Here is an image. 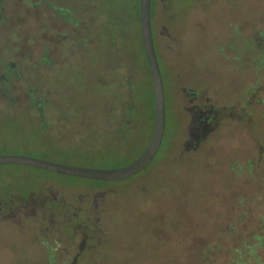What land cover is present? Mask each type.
I'll return each instance as SVG.
<instances>
[{
    "label": "rangeland",
    "instance_id": "rangeland-1",
    "mask_svg": "<svg viewBox=\"0 0 264 264\" xmlns=\"http://www.w3.org/2000/svg\"><path fill=\"white\" fill-rule=\"evenodd\" d=\"M157 3L166 128L151 167L101 185L20 165L0 168L5 212L35 193L38 212L43 197L58 205L66 200L69 213L82 207L78 225L88 219L102 227L101 243L76 264H204V248L227 242L228 251L233 235L260 231L264 0ZM118 16L119 0H0V155L116 169L143 151V144L119 150L111 134L124 107L136 101ZM187 91L219 107V117L197 137L189 132ZM138 95L142 122L151 121L145 81ZM6 216L0 213V264L73 263L82 238L75 230L68 238L70 226L59 216L54 225L64 233L43 215V225L27 216L13 225Z\"/></svg>",
    "mask_w": 264,
    "mask_h": 264
},
{
    "label": "trees",
    "instance_id": "trees-1",
    "mask_svg": "<svg viewBox=\"0 0 264 264\" xmlns=\"http://www.w3.org/2000/svg\"><path fill=\"white\" fill-rule=\"evenodd\" d=\"M157 7H158L157 0H152V6H151L152 26H153L156 53L160 65L162 63V60L159 51L157 49L156 32L154 29V20H155ZM139 14H140V0H119V16L117 17L119 23H121L119 28V35L121 37L123 47L129 49L127 58L130 61L129 62L130 67H132L130 71V76L132 73H135L134 76L137 77V78L135 77V79L132 80L135 81L134 83L135 88L132 91V94L135 95L136 101H135V106L128 105L124 107V112L122 115V119L119 123L120 124L119 128H114L113 129L114 132L111 131V134L113 136L112 139L115 141V143H119L118 147L120 148L119 150L121 151L123 150L122 146L125 145L130 146V148H133L135 145L143 144L144 146L143 151L137 156V158H135L129 164L133 163L138 158H140L143 155V153L146 151L147 147L149 146L152 140V136H153L152 133L154 131L155 121H156L155 95H154L151 73L142 39ZM65 18H69V17H65ZM140 59L142 60L143 63L142 65V67L144 68L143 70H141L138 64ZM144 81L149 86V91L151 95L150 120L153 123V131L151 132V134H150L151 121L144 120L142 122L141 119V115L144 113L145 103H143V100L139 97L138 92ZM132 109L136 111V115L131 112ZM41 112L43 114V111ZM146 122H150V123H146ZM48 130H49L48 128H44L42 132L47 134L49 133ZM53 162L59 163L57 161H53ZM151 165L152 163L146 169L151 167ZM5 166L7 165H1L0 168H3ZM20 166H24V165H20ZM25 167H29V166H25ZM30 168H33L35 170L44 173L54 174L60 177L61 179L71 178L75 181L86 180L93 182L96 185L107 183L103 181H94L89 179L65 176L50 171L38 169L35 167H30ZM45 179L49 180L48 178ZM43 180L44 179L40 180L41 184H43L44 182ZM50 180L55 181L54 179H50ZM262 180H264V173H262ZM242 217H244V215L241 214L239 218L241 219ZM259 229H260L259 232L251 231V233H249L246 236L237 235L236 237L233 235L232 237H234V240L236 241L235 242L232 241V247L228 251H224L227 242L226 244H220V245L215 244L213 246H208L204 248L201 251V256H200L201 260L204 262V264H264L262 256L259 255L260 254L259 250L264 249V215L260 218ZM235 231L236 229H233V233Z\"/></svg>",
    "mask_w": 264,
    "mask_h": 264
},
{
    "label": "water",
    "instance_id": "water-1",
    "mask_svg": "<svg viewBox=\"0 0 264 264\" xmlns=\"http://www.w3.org/2000/svg\"><path fill=\"white\" fill-rule=\"evenodd\" d=\"M152 0H140V23L155 95L156 124L152 140L143 155L133 163L116 169H96L60 164L23 155H0L1 165H24L53 173L94 181L115 182L138 176L155 159L162 146L166 128V96L156 53L151 16Z\"/></svg>",
    "mask_w": 264,
    "mask_h": 264
},
{
    "label": "flooded vegetation",
    "instance_id": "flooded-vegetation-1",
    "mask_svg": "<svg viewBox=\"0 0 264 264\" xmlns=\"http://www.w3.org/2000/svg\"><path fill=\"white\" fill-rule=\"evenodd\" d=\"M237 25L240 26L239 24ZM154 29H155V26H154ZM185 94L187 97L189 98L191 97L190 100L192 102V106L188 109L189 113L192 115V121H191L192 123H191V127L189 128L190 136L197 137V135L203 133L204 129L211 123L212 120L214 121L216 118L219 117L220 113L215 111L216 108H219V107H214V105L208 104V103H205V104L201 102L199 103L198 94H195L194 91H187L185 92ZM116 120L117 119H114V121ZM111 121L112 120H110V122ZM119 123L120 121L118 120V122L115 124L113 128H119V125H120ZM65 165H69V164H65ZM92 189H95V188H92ZM33 196L35 197V193L34 195H32L31 198H30V194L27 195L26 197H19L18 198L19 206L13 212H5L6 211L4 207L5 202L0 201V213L7 214L6 217L10 219V224H13V225H16L17 223H21V221H23L24 223L25 216H27V218H33L34 223L38 222V225L42 224L41 223L42 215L44 216V219L47 217L52 218L49 220V222L51 220L54 221V218L59 216L63 220V224L65 223L66 225H68V227L70 226L69 227L70 229L68 231L69 234L68 235L64 234V235L70 238L71 236L70 231L75 230V233H78V234L80 233V236L82 238V242L79 246V249L77 250L75 254L72 264H76L77 261H79V259L85 254V252L89 251L88 249L92 250L93 247L95 248L97 247V244L101 243V236L104 235V232H103L104 230L102 229L103 231L102 232L100 231L102 227H99V226L93 227L92 223H90L88 219H84L86 223L83 224L82 226L78 225V223L82 220L81 219L82 218V212H81L82 207L81 206L79 207L71 206L72 210L69 213V211L67 210V206H70V204H67L66 200L63 202L61 201V204L58 205L59 201L56 198L53 199V198L43 197L44 199H41V201L39 202L41 203V207H43V210L42 211L39 210L40 212L39 214L37 206L34 203ZM53 206L56 207L57 209H54V210L51 209L53 208ZM28 208H29V211L27 212L25 209H28ZM54 223L55 221L53 222L52 227L55 226ZM56 229H59L60 232L64 233L61 230L62 229L61 227H56Z\"/></svg>",
    "mask_w": 264,
    "mask_h": 264
}]
</instances>
